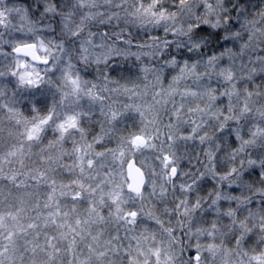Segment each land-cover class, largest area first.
<instances>
[{"label":"clouds","instance_id":"obj_1","mask_svg":"<svg viewBox=\"0 0 264 264\" xmlns=\"http://www.w3.org/2000/svg\"><path fill=\"white\" fill-rule=\"evenodd\" d=\"M0 264H264V0H0Z\"/></svg>","mask_w":264,"mask_h":264}]
</instances>
